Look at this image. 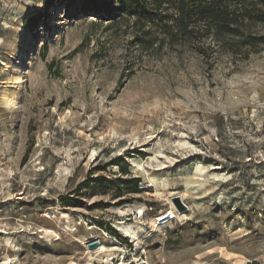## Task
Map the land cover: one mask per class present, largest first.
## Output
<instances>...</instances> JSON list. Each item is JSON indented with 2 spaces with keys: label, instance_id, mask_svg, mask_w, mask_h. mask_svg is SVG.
<instances>
[{
  "label": "rangeland",
  "instance_id": "obj_1",
  "mask_svg": "<svg viewBox=\"0 0 264 264\" xmlns=\"http://www.w3.org/2000/svg\"><path fill=\"white\" fill-rule=\"evenodd\" d=\"M108 2L0 0V264H264V51L144 50Z\"/></svg>",
  "mask_w": 264,
  "mask_h": 264
},
{
  "label": "trees",
  "instance_id": "obj_2",
  "mask_svg": "<svg viewBox=\"0 0 264 264\" xmlns=\"http://www.w3.org/2000/svg\"><path fill=\"white\" fill-rule=\"evenodd\" d=\"M117 16H132L137 44L144 50L187 49L198 55L227 54L236 60L264 51V0H109ZM108 2V3H109ZM95 9L111 12L107 4ZM26 17L25 22L32 20ZM126 173V169L122 170ZM95 177L91 181L96 180ZM139 193V179H123ZM80 183L78 186H80ZM76 190V189H75ZM75 192V191H74ZM63 204H72L60 196ZM115 233V231H114Z\"/></svg>",
  "mask_w": 264,
  "mask_h": 264
},
{
  "label": "water",
  "instance_id": "obj_3",
  "mask_svg": "<svg viewBox=\"0 0 264 264\" xmlns=\"http://www.w3.org/2000/svg\"><path fill=\"white\" fill-rule=\"evenodd\" d=\"M171 202L173 203L174 207L178 210V211H184L186 209V205L181 201L180 197L178 195H175L173 197H171ZM97 245L96 242L90 243L89 247L93 248Z\"/></svg>",
  "mask_w": 264,
  "mask_h": 264
},
{
  "label": "built area",
  "instance_id": "obj_4",
  "mask_svg": "<svg viewBox=\"0 0 264 264\" xmlns=\"http://www.w3.org/2000/svg\"><path fill=\"white\" fill-rule=\"evenodd\" d=\"M174 218V215L171 213V210H167L165 212L159 213L155 217L156 224L165 223L166 221H169Z\"/></svg>",
  "mask_w": 264,
  "mask_h": 264
},
{
  "label": "bare ground",
  "instance_id": "obj_5",
  "mask_svg": "<svg viewBox=\"0 0 264 264\" xmlns=\"http://www.w3.org/2000/svg\"><path fill=\"white\" fill-rule=\"evenodd\" d=\"M173 197V196H172ZM180 197V199H181V201L184 203V201H183V198L181 197V196H179ZM170 200H171V198H170ZM173 204V203H172ZM174 206V205H173ZM173 206H171V208L173 209ZM175 208V207H174ZM172 209H171V213L172 214H174V217H175V212H173L172 211ZM176 209V208H175ZM177 210V209H176ZM185 211H183V212H179L178 210H177V212H176V216H180V215H184L183 213H184ZM140 227V226H139ZM124 228L125 229H127L128 227L127 226H124ZM132 234V233H131ZM134 236V235H133ZM100 248H102V246L100 247ZM73 264V263H72Z\"/></svg>",
  "mask_w": 264,
  "mask_h": 264
}]
</instances>
